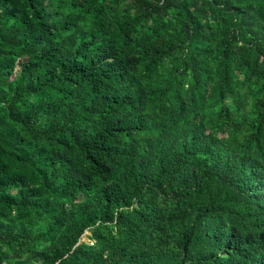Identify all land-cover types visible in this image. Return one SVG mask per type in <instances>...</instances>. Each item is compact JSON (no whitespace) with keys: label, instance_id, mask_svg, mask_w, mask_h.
<instances>
[{"label":"trees","instance_id":"trees-1","mask_svg":"<svg viewBox=\"0 0 264 264\" xmlns=\"http://www.w3.org/2000/svg\"><path fill=\"white\" fill-rule=\"evenodd\" d=\"M0 264H264V0H0Z\"/></svg>","mask_w":264,"mask_h":264},{"label":"rangeland","instance_id":"rangeland-1","mask_svg":"<svg viewBox=\"0 0 264 264\" xmlns=\"http://www.w3.org/2000/svg\"><path fill=\"white\" fill-rule=\"evenodd\" d=\"M88 235H89V232H85L81 239H80V242H85V243H88L89 242V239H88Z\"/></svg>","mask_w":264,"mask_h":264}]
</instances>
